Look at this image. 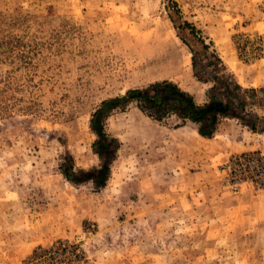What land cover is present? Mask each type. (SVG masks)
<instances>
[{
    "label": "rangeland",
    "instance_id": "1",
    "mask_svg": "<svg viewBox=\"0 0 264 264\" xmlns=\"http://www.w3.org/2000/svg\"><path fill=\"white\" fill-rule=\"evenodd\" d=\"M187 44L264 88V0H0V264H264L260 123L220 117L203 137L131 102L105 119V185L63 174L98 167L105 99L169 80L210 102Z\"/></svg>",
    "mask_w": 264,
    "mask_h": 264
},
{
    "label": "trees",
    "instance_id": "2",
    "mask_svg": "<svg viewBox=\"0 0 264 264\" xmlns=\"http://www.w3.org/2000/svg\"><path fill=\"white\" fill-rule=\"evenodd\" d=\"M185 26L191 30V34L197 32L189 23L186 22ZM199 41L202 48L208 50V46L202 40ZM188 47L193 54L192 68L195 78L200 82L212 83L209 90L210 102L198 105L190 93L169 80L130 89L122 96L103 100L92 113L89 122L90 129L96 136L93 151L99 158V165L76 172L72 171V165L68 163V169L63 173L68 180L74 183L91 181L96 187L105 185L117 144V140L106 133L105 119L114 109L124 108L131 102L153 120L162 121L171 115L183 121L188 120L198 126V133L203 137H210L216 130L218 119L225 116L238 119L252 131L259 130L258 123L261 124L260 129H264V119L249 111L253 106H264V96L259 97L260 93L264 95V88H243L227 72L225 65L215 53L212 55L207 53L206 57L211 59L205 65H200L197 52L189 45ZM211 66L212 70L207 69Z\"/></svg>",
    "mask_w": 264,
    "mask_h": 264
}]
</instances>
